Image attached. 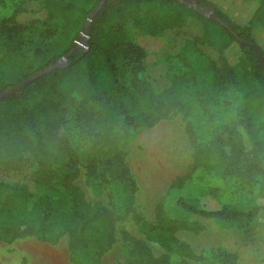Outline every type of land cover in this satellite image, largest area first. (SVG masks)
<instances>
[{
  "label": "trees",
  "instance_id": "trees-1",
  "mask_svg": "<svg viewBox=\"0 0 264 264\" xmlns=\"http://www.w3.org/2000/svg\"><path fill=\"white\" fill-rule=\"evenodd\" d=\"M99 1L44 0L47 16L43 22L60 20L63 38L56 47H36V68L19 80L9 82L6 72L0 70V92L69 53ZM247 1H256V10L246 23H238L213 1L199 0L202 6H213L230 23L231 31L177 0H106L92 21L86 47L75 50L65 67L55 68L1 98L0 167L4 171L29 170L33 184L0 176V239L14 242L33 236L54 242L67 235L73 264H101L103 254L116 242L117 219L101 202H90L76 183L80 173L77 157L69 141L58 132L63 122L61 112L70 98L69 86L81 79L95 101H111L116 119L125 128L138 131L153 127L175 106L180 84L195 78L196 69L190 61L200 45H211L224 54L234 41L241 39L258 44L264 56V46L255 37L257 27L264 28V0ZM129 21L152 36L185 26L197 29L185 38L175 54L185 69L170 73L165 86L157 87L145 75H139L145 72V51L128 38ZM1 24L8 34L6 38L13 40L11 49L21 46L20 33L32 26L19 23L14 16L3 19ZM48 31L59 33L57 29ZM239 44L242 57L234 64L225 62L216 68V80L219 86L241 93L247 131L255 148L247 151L237 128L229 126V152L224 148L222 135L197 139L194 169L240 179L249 185L258 183L261 189L256 196L209 209L197 198L182 193L186 177L177 176L166 198L156 207L155 222L135 214L145 237L161 242L166 252L155 255L145 241L136 240L137 260L133 264H173V253L202 260L206 252L215 249L197 247L178 236L181 230L201 234L207 225L169 213L167 197L174 198L180 212L213 221L222 230L242 232L264 210L260 202L264 199V69L255 50L248 44ZM112 160L118 166V176L134 185L122 154L116 153Z\"/></svg>",
  "mask_w": 264,
  "mask_h": 264
},
{
  "label": "rangeland",
  "instance_id": "rangeland-1",
  "mask_svg": "<svg viewBox=\"0 0 264 264\" xmlns=\"http://www.w3.org/2000/svg\"><path fill=\"white\" fill-rule=\"evenodd\" d=\"M211 1L238 23H246L258 4L247 0ZM11 16L23 25L32 23L30 29L20 33L21 46L13 49V40L7 39L8 34L1 29L2 20ZM46 16L44 0H0V70L6 72L9 82L34 71L39 62L34 53L36 47H56L63 38L60 20L44 23ZM8 25L11 26V22ZM126 26L128 38L145 51V72L139 75H145L161 88L167 84L170 73L185 69L175 54L185 38L197 29L185 26L152 36L133 21ZM48 29H57L59 33H50ZM255 37L264 46L263 27H257ZM242 55L238 41H234L224 54L211 45H200L190 61L196 69L195 78L180 84L174 98L175 106L155 126L138 131L118 122L111 101H95L85 82L81 79L72 81L58 132L69 141L77 157L80 173L76 183L90 202H101L117 219L116 242L103 254L101 264L135 263L136 240L145 241L155 255L166 252L161 242L145 237L135 214L155 222L156 207L166 198L169 186L177 176L186 177L182 193L197 198L209 209H219L224 204L258 194L261 184L249 185L240 179L194 169L197 139L222 135L224 148L229 152V126L237 128L247 151L255 148L247 131L241 93L219 86L216 80V68L225 62L234 64ZM116 153L124 157L134 185L118 176V166L112 160ZM0 176L32 183L29 170L4 171L0 167ZM167 199V209L172 215L207 225L201 234L181 230L178 236L197 247L215 248L206 252L202 260L173 253V264H226L228 260L234 264H264V210L242 232L222 230L213 221L180 212L174 205V198ZM260 202L264 204V199ZM0 264H73L68 237L64 235L54 242H43L33 236L14 242L0 239Z\"/></svg>",
  "mask_w": 264,
  "mask_h": 264
},
{
  "label": "water",
  "instance_id": "water-1",
  "mask_svg": "<svg viewBox=\"0 0 264 264\" xmlns=\"http://www.w3.org/2000/svg\"><path fill=\"white\" fill-rule=\"evenodd\" d=\"M177 1H179L182 4L187 5L190 8H193L194 10L198 11L199 13H201L202 15H204L207 18H211V19L216 20L222 26H224L225 28L232 31L230 23H228L225 19L220 17L215 12V10L213 8H211L210 6L200 5L199 0H177ZM105 2H106V0H100L99 3L97 4V6L88 15V17L85 21L84 27H83L82 31L79 33L76 41L74 42L75 45L69 53H67L66 55H64L63 57L58 59L57 61L53 62L52 64H50L46 68L39 70V71L35 72L34 74H32L31 76L25 78L23 81H21L17 85L0 92V99L5 97V96H8L10 94L17 92L22 87L26 86L28 83L34 81L38 77H41L48 72H51L55 68L65 67L68 64L69 57L71 56V54L75 50H77L80 47H86L87 40H88V37L90 35V28H91L92 21H93L95 15L101 10V8L105 4ZM238 40L242 44H248L250 47H252L255 50V52L257 53V55H258V57L262 63L263 69H264V56H263L262 50L259 47V45L256 43L246 42V41L241 40V39H238Z\"/></svg>",
  "mask_w": 264,
  "mask_h": 264
},
{
  "label": "crops",
  "instance_id": "crops-1",
  "mask_svg": "<svg viewBox=\"0 0 264 264\" xmlns=\"http://www.w3.org/2000/svg\"><path fill=\"white\" fill-rule=\"evenodd\" d=\"M28 237H30V236H28ZM27 238V237H26ZM36 238V237H35ZM39 240V239H38Z\"/></svg>",
  "mask_w": 264,
  "mask_h": 264
}]
</instances>
